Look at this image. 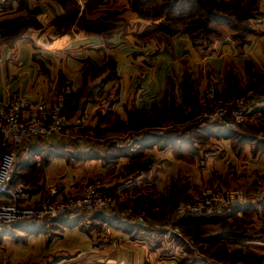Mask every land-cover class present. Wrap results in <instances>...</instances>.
<instances>
[{
    "label": "crops",
    "instance_id": "crops-1",
    "mask_svg": "<svg viewBox=\"0 0 264 264\" xmlns=\"http://www.w3.org/2000/svg\"><path fill=\"white\" fill-rule=\"evenodd\" d=\"M228 1L245 6L239 11L250 33L239 37L218 24L219 33L202 40L163 27L175 8L169 0H147V11L137 9V0H0V21L19 27L0 37V104L21 98L34 106L63 92L67 121L82 117L83 127L96 128L106 141L104 152L102 140L93 149L84 138L76 140L79 149L55 140L25 148L12 181L24 185L18 203L75 194L97 180L117 197L133 195L137 209V222L102 213L90 225L82 217L0 224V262L181 264L178 253L189 241L173 235L172 207L195 192L196 182L205 185L213 173L222 184L232 171L246 178L243 186L230 183L249 193L243 218L261 203L255 200L264 193V151L207 135L208 124L198 117L210 88L219 100L251 90L248 113L256 114L247 119L264 120V0ZM106 99L112 107L104 114L98 107ZM257 138L264 141V127ZM204 144L211 145L205 158ZM196 222L186 216L176 225L184 231ZM234 237L215 232L198 241L209 247ZM245 239L246 246L264 247V236Z\"/></svg>",
    "mask_w": 264,
    "mask_h": 264
},
{
    "label": "built area",
    "instance_id": "built-area-1",
    "mask_svg": "<svg viewBox=\"0 0 264 264\" xmlns=\"http://www.w3.org/2000/svg\"><path fill=\"white\" fill-rule=\"evenodd\" d=\"M249 93L231 94L217 99L212 90L204 94L205 107L199 118L210 123H220L229 128L241 125L247 120L241 114L247 107ZM66 98L63 92H55L47 100L29 106L21 98H15L7 105L0 104V224H21L41 221L48 217L75 219L82 213H93L117 207V202L98 183L88 184L79 194L66 195L59 199L47 197L34 205L18 203L23 193L21 183L13 184L19 156L25 148L33 144H47L50 141L67 139H99V131L94 128L81 134L82 117L68 122L64 115ZM111 108L110 100H105L99 111L105 113ZM39 161V156H35ZM52 195V194H51ZM245 192L238 187H203L193 199L181 198L175 203L172 213L176 219L184 216H218L224 211L244 202ZM88 224H91L88 221ZM0 264H9L2 260Z\"/></svg>",
    "mask_w": 264,
    "mask_h": 264
},
{
    "label": "rangeland",
    "instance_id": "rangeland-1",
    "mask_svg": "<svg viewBox=\"0 0 264 264\" xmlns=\"http://www.w3.org/2000/svg\"><path fill=\"white\" fill-rule=\"evenodd\" d=\"M169 1H172L174 6H175V8L172 12L176 13V14L180 13L178 10H176L177 0H169ZM160 2L162 3V1H159V11L162 9ZM187 2L184 4V8H185L184 17L181 16L180 19H177L176 17H174L173 19H169L168 18L169 15L166 17V19L164 20L165 22L163 24V27H165L166 30L187 31L189 34H191L194 37H199L202 40H208L211 37H213L215 35V33H219L217 27H215V25H213V24H209L210 27H208L204 30H201V28L200 29L197 28V27H200L197 22L199 20L203 19V17L208 13V11H211V12L220 13V14L222 13V14L228 15V16L233 15L234 21H236L239 25L243 23L242 25H240L238 30L231 28V29H233V30H231L232 34L235 33V35L238 36V33L241 35H245V34L250 33V31L248 32V29L251 30V27L249 26V23H248L249 21H247L248 17L246 15L240 13V11H239L242 9L244 10L245 6L240 5L239 2H237V3L236 2H230L228 0H191L190 2H188V3ZM150 4H152V2L149 3V2H147V0H137V9L147 11V7L150 8V6H149ZM237 13L240 15L237 16ZM247 14H249V13H247ZM254 19H257L256 13H255ZM17 28H19V27H16L14 25V23L11 21H9V23H7V21H5V20L0 21V37H2L6 33V31H8V34L15 33L14 30ZM208 90H212V92L215 96L213 89L209 88V89H207V91ZM250 92H251V90H246L243 94L249 93L250 95H252ZM234 93L235 92L230 93L228 95H231ZM235 94L243 95L242 93L240 94L238 92ZM107 100H110V99H107ZM110 103H111V107H112L111 100H110ZM247 103H248L249 107H246L242 111L241 114H243V115L246 114V117L248 116L247 118H249V116L253 117L254 114H256V113L254 111L252 112L251 115H250V113H248V111L250 110L249 109L250 108L249 100ZM204 107H205V105H204ZM204 107L200 111H202L204 109ZM256 107L257 106L255 105V103H252L251 109L256 108ZM109 110L110 109L106 110L105 113H107ZM200 111H199V113H200ZM199 113H198V117H199ZM202 120L205 121L204 119H202ZM249 121H250V119H247L241 125L234 127V128H231V129H240V131H245L246 133L250 132L253 135H257V137H260L261 126L264 127L263 126L264 120H260L258 123H255V122L251 123ZM205 122L207 123L208 121H205ZM135 124L137 125V121L135 122ZM247 127H249V128H247ZM227 128H229V127H227ZM87 129L88 128L82 129L81 134L85 133V131ZM88 130H90V129H88ZM134 136H137V134ZM206 137L209 138V136H206ZM85 140L93 142L90 144V148H93V149H96V147H97L96 142L99 143L102 140V142H101L102 144H98V146L100 147L99 149L102 152H104L106 150V148H105L106 141H103V138L101 136V132H99V139L98 140H92V139H85ZM55 141L57 143H60L61 145L64 144V145L70 146L72 148L79 149V147H77L75 145L76 140L59 139V140H55ZM64 145H63V148L65 147ZM197 146H201V145L196 144L195 147H197ZM202 147H203L204 151H202V154L200 153V156L205 158L206 149L210 148L211 145L204 144V146H202ZM135 161H136V165H137V159ZM192 163H193V161L190 162V164H192ZM229 166H231V165L229 164ZM229 166H228V168H229ZM129 168H131V167H129ZM133 169L134 168H132V170ZM129 171H131V169L128 170L127 173H129ZM228 174H233V175L227 176ZM211 176L212 177L211 178L209 177V179L205 185L202 186L199 182H196L193 185L195 187L194 190H195L196 194L203 187H206V186L230 188V187H233L230 185V183H232V182L238 181V185L243 186L244 182L246 181V178H241L239 176L237 177L235 175V173L232 171L225 174V176H227V177L223 178L222 180L224 181V179H225L226 181H225V183H222V184L220 183V181L218 182V180L215 178L213 173ZM191 177L196 178L195 175L191 176ZM258 179H260V176L258 177V175H257V179H255L256 180L255 182H257V184L260 186V182H258L260 180H258ZM93 183L100 184L97 180H95L92 183H87L81 190H79L75 194L62 193L60 196L65 197L66 195L72 196V195L79 194L88 184H93ZM234 187L241 188L239 186H234ZM23 188H24V185H23ZM241 189L246 194V198L244 200V202H245L248 199L249 193L246 190H244V188H241ZM104 191L107 192V194L111 195L112 198H114L117 202V207H113V208L103 210L106 214L107 213L109 214L110 211L115 210V211H117L118 214H120V215L123 214L122 215L123 218L130 219V220L137 222V209L135 210V205H134L135 204L134 202L136 199L133 197V195H130L128 193H126V195L125 194L121 195L122 193H120L119 194L120 196L117 197V195L115 193H113L115 190L109 192L105 188ZM195 192L191 193L190 194L191 196L189 195V196H185V197L176 198L174 203H173V207L175 206V203L178 201V199H181V198L193 199L196 196ZM260 193L261 194L256 197V199L258 198V199H260V201H257L258 200L257 199V200H255V202L256 203L261 202V203L257 204V206H255V207L251 208V210H248L247 213H250V215H247L245 218H243V216L246 213L243 210L239 211L237 214H234L233 216H231V218H228V219L223 218L224 214H226L227 212H229V213L231 212V208H230V209L224 211L223 213H221L220 215L215 216L216 218H218V220H219V218L221 219L220 222L218 220H217V222H214L213 220H208L209 222L213 221L212 223H208V221L196 222L194 224L185 225V230L183 231V229H181L180 226L176 225V222L178 223V221H180V218L176 219V217H175L174 227L172 228L173 235L176 238L181 237V238H184V239L189 241V245L187 244V246L184 247V250H182L181 253H178L179 256H183L182 258H184V260L182 261L181 264H264V247H261V246L254 247L252 245L246 246V244L244 243V241H246L245 238L256 239V238H260L261 236L262 237L264 236V205H263L264 204V193L263 192H260ZM55 194H57V193H55ZM50 196L52 198H57V199L61 198V197L58 198L57 195H53V194L51 195V193L43 196V198H47ZM255 202H253V203L255 204ZM34 204H32V205H34ZM240 204H243V202ZM173 207H172V209H173ZM97 212H99V211H95L93 213H86L85 212V213H82L80 216H82V218L84 220H86L85 221L86 224H88V221H90L92 223L91 218L95 214H97ZM184 217H186V216H184ZM184 217H182V218H184ZM187 217L193 218L192 220H195V217L197 218V216H190V215H188ZM48 218H52V217H48ZM48 218L41 220V222L48 223L50 220ZM206 218L210 219L212 217H206ZM12 225H20V224H11V226ZM182 232H183V234H182ZM215 232H224V233L230 232L231 234L232 233L237 234V237L225 238V239L218 241V242H215V243L212 242V244L209 245V247L207 245H206L207 247H204V244H201L198 241V239H200L202 236H204V235L208 236L210 234L212 235ZM207 238H209V237H207ZM210 239H212V238H210ZM207 244H208V242H207ZM250 244H252V243H250Z\"/></svg>",
    "mask_w": 264,
    "mask_h": 264
},
{
    "label": "trees",
    "instance_id": "trees-1",
    "mask_svg": "<svg viewBox=\"0 0 264 264\" xmlns=\"http://www.w3.org/2000/svg\"><path fill=\"white\" fill-rule=\"evenodd\" d=\"M187 1L190 2L191 0H177L176 10H178L180 13H177V14L173 13V14L169 15L168 18L173 19L174 17H176L177 19H180L181 16L184 17V11H185L184 4ZM197 23L200 26L197 28H199V29L201 28V30H204V29L210 27L209 24H213V25H215V27L218 24H228L231 28L238 30L240 25L243 24L242 23L239 25L236 21H234L233 15L228 16V15H224L222 13L220 14V13H215V12H211V11H208V13L203 17V19L199 20ZM249 31H250V29H248V32ZM238 36L243 37V35H241L239 33H238ZM207 123H208V125L206 126L207 135L211 134L212 136H215V137L224 136V137H228V138H233V139H235L236 143L239 146L244 144V143L253 142L255 150L259 147V149H262L264 151V141L259 140L257 138V135H253L250 132L246 133L245 131H240V129L227 128L225 125L220 124V123H210V122H207ZM247 128H249V127H247ZM247 207H248V204L245 205L243 202V204H238V205L232 207L231 211L235 212L236 210H245V208H247ZM102 213H105V212L104 211L97 212V214H102ZM97 214H95V215H97ZM109 215L111 217H113L115 220L122 218L121 217L122 215L118 214L117 211H115V210L110 211ZM215 218H216L215 216H213L210 219H207L206 217H203V216H201V217L197 216V218L195 217V220H192V221H197V222L198 221L199 222H203V221L206 222L208 220L216 221L217 219H215ZM190 219H193V218H190ZM117 221H119V220H117ZM213 221H211V222H213ZM30 222H33V221L24 222L21 224H26V223H30Z\"/></svg>",
    "mask_w": 264,
    "mask_h": 264
}]
</instances>
